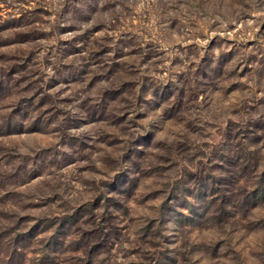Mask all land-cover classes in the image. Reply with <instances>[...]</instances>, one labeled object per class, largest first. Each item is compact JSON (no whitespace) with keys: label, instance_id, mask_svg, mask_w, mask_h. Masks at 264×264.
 <instances>
[{"label":"rangeland","instance_id":"374dc122","mask_svg":"<svg viewBox=\"0 0 264 264\" xmlns=\"http://www.w3.org/2000/svg\"><path fill=\"white\" fill-rule=\"evenodd\" d=\"M0 264H264V0H0Z\"/></svg>","mask_w":264,"mask_h":264}]
</instances>
